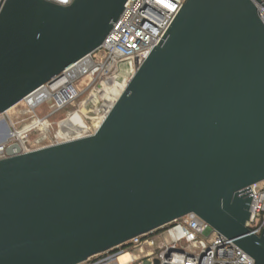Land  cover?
<instances>
[{
    "label": "water",
    "instance_id": "1",
    "mask_svg": "<svg viewBox=\"0 0 264 264\" xmlns=\"http://www.w3.org/2000/svg\"><path fill=\"white\" fill-rule=\"evenodd\" d=\"M127 1L4 0L0 115L98 49ZM256 3L186 0L94 135L5 149L0 264H81L192 213L264 264L247 227L264 181Z\"/></svg>",
    "mask_w": 264,
    "mask_h": 264
},
{
    "label": "built area",
    "instance_id": "2",
    "mask_svg": "<svg viewBox=\"0 0 264 264\" xmlns=\"http://www.w3.org/2000/svg\"><path fill=\"white\" fill-rule=\"evenodd\" d=\"M50 1L58 3L57 0ZM72 1L58 4L67 6ZM185 1L128 0L121 16L98 49L12 107L18 110L17 115H11L9 110L0 115V132H6L5 124L10 128L6 142L0 145V159L7 157L5 149L11 144H19L22 153H27L94 135L108 115L103 105H100V99L105 100L113 85L123 83L128 74L139 69ZM260 1L264 5V0ZM256 6L264 23V7L260 3H256ZM40 109H47L46 115L39 114ZM68 109L71 111L67 112ZM62 115L56 125L58 131L54 140L47 139L43 146H33L32 133L42 132L48 120ZM261 183L250 186L253 198L247 227L255 235H261L264 229V186ZM81 264L255 262L230 239L220 235L206 221L192 213L161 229L134 237L112 250L97 254Z\"/></svg>",
    "mask_w": 264,
    "mask_h": 264
},
{
    "label": "rangeland",
    "instance_id": "3",
    "mask_svg": "<svg viewBox=\"0 0 264 264\" xmlns=\"http://www.w3.org/2000/svg\"><path fill=\"white\" fill-rule=\"evenodd\" d=\"M104 101L105 100L100 99V105H103ZM14 109L10 110L11 115H15L16 113L18 114V110H14ZM70 111H71V109L67 110V112H70ZM38 113L41 115L43 113H45L44 115H46L47 109H46V111H45V109H40L38 111ZM62 117H63V115L51 118L50 120H48V122H47L48 125L46 126V128H44V130L42 132H39V131L33 132L31 135V142L33 143V146L35 144L37 146H43L47 139L54 140V138L57 136V131H58L56 125L59 123V120L62 119ZM5 136H6V132H0V142H1V140H3L5 138ZM5 142L6 141H4L2 143L4 144ZM261 185L264 186V181L261 183Z\"/></svg>",
    "mask_w": 264,
    "mask_h": 264
},
{
    "label": "bare ground",
    "instance_id": "4",
    "mask_svg": "<svg viewBox=\"0 0 264 264\" xmlns=\"http://www.w3.org/2000/svg\"><path fill=\"white\" fill-rule=\"evenodd\" d=\"M134 74H135L134 72L131 74H128L126 80L123 83H118V84L113 85V87L110 89V91H109V93L105 99V102L103 104V109L105 112L109 113L111 111V109L114 107L115 103L117 102V100L120 98V96L124 92L126 86L130 82V80L132 79ZM11 109H14V108H11ZM10 110H9V112H10ZM92 120L95 121L94 119H92ZM97 124H98V122L96 123V125ZM90 126H92V125H90Z\"/></svg>",
    "mask_w": 264,
    "mask_h": 264
},
{
    "label": "snow or ice",
    "instance_id": "5",
    "mask_svg": "<svg viewBox=\"0 0 264 264\" xmlns=\"http://www.w3.org/2000/svg\"><path fill=\"white\" fill-rule=\"evenodd\" d=\"M58 3L67 4L69 0H57Z\"/></svg>",
    "mask_w": 264,
    "mask_h": 264
}]
</instances>
